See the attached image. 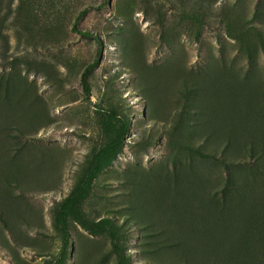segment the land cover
I'll return each mask as SVG.
<instances>
[{"label": "rangeland", "instance_id": "obj_1", "mask_svg": "<svg viewBox=\"0 0 264 264\" xmlns=\"http://www.w3.org/2000/svg\"><path fill=\"white\" fill-rule=\"evenodd\" d=\"M113 111L129 133L84 207L132 264H264V0H0V264L56 261ZM70 233L65 264H117Z\"/></svg>", "mask_w": 264, "mask_h": 264}, {"label": "trees", "instance_id": "obj_2", "mask_svg": "<svg viewBox=\"0 0 264 264\" xmlns=\"http://www.w3.org/2000/svg\"><path fill=\"white\" fill-rule=\"evenodd\" d=\"M84 12L86 10L77 17L74 30L84 36L97 39L101 44V40L93 34L78 30L77 23ZM98 61L95 60L89 64L82 73L83 89L87 96H90L92 92L89 77L92 70L97 66ZM99 126L104 134L111 136V139L94 153L84 174L77 180L70 194L55 208L54 228L62 240V248L56 261H46L45 264L66 263L71 244V221L77 222L90 233L108 235L112 240L113 250L118 259L117 264H132L131 259L125 252L127 236L121 232L120 227H117L110 218L91 219L84 207L86 200L93 191L95 180L113 162L116 156L122 152L126 136L129 133L128 123L125 121L121 122L118 118V113L115 111L108 115L101 114L99 116Z\"/></svg>", "mask_w": 264, "mask_h": 264}]
</instances>
